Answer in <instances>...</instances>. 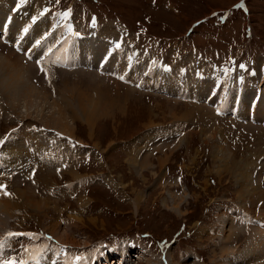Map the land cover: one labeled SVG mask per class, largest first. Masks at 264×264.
<instances>
[{
    "label": "rangeland",
    "instance_id": "374dc122",
    "mask_svg": "<svg viewBox=\"0 0 264 264\" xmlns=\"http://www.w3.org/2000/svg\"><path fill=\"white\" fill-rule=\"evenodd\" d=\"M96 24L196 76L96 69ZM1 36L0 264H264V0H0Z\"/></svg>",
    "mask_w": 264,
    "mask_h": 264
},
{
    "label": "bare ground",
    "instance_id": "6f19581e",
    "mask_svg": "<svg viewBox=\"0 0 264 264\" xmlns=\"http://www.w3.org/2000/svg\"><path fill=\"white\" fill-rule=\"evenodd\" d=\"M49 36V35H48ZM56 37V36H55ZM45 40V39H44ZM47 41V40H46ZM56 42V41H55ZM39 43H41V42H39ZM37 44V43H36ZM47 45H48V43H47ZM112 56V55H111ZM111 56H109V58L111 59L112 57ZM108 58V59H109ZM109 59V60H110ZM56 65V64H55ZM39 67H41V66H39ZM61 67V66H60ZM5 72V68L4 67H2V62H1V60H0V88H4L5 90H6V92L7 93H9V89H10V87H9V84L7 85V84H5V82L3 81V80H1V75L3 74ZM27 83V82H26ZM27 88H28V91H27V93L28 94H30L31 92H32V90H29L30 88H29V85H27ZM32 89H33V87H32ZM24 102V103H23ZM21 104L22 105H24V106H26L27 108L28 107H30V105L28 104V102H27V100H26V102H27V104H25V101H23ZM252 105H254V101L252 102ZM43 119V118H42ZM58 122V121H57ZM54 124V123H53ZM45 125V124H44ZM58 126V125H57ZM63 128H65V127H63ZM55 161V160H54ZM7 170H9V169H7ZM7 202V201H6ZM8 204V203H7ZM9 205V204H8ZM7 206V205H6ZM4 208V207H3ZM259 243H261V242H259Z\"/></svg>",
    "mask_w": 264,
    "mask_h": 264
},
{
    "label": "snow or ice",
    "instance_id": "6c2138e0",
    "mask_svg": "<svg viewBox=\"0 0 264 264\" xmlns=\"http://www.w3.org/2000/svg\"><path fill=\"white\" fill-rule=\"evenodd\" d=\"M24 2H26V0H20V3H24ZM24 31L25 32H27L28 31V29L27 28H25L24 29ZM37 44H39V41H37ZM240 67H243V65H241ZM0 143H3L2 141H0ZM77 259H79V257H77Z\"/></svg>",
    "mask_w": 264,
    "mask_h": 264
}]
</instances>
